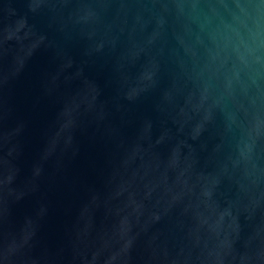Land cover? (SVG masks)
Returning a JSON list of instances; mask_svg holds the SVG:
<instances>
[{"label": "water", "instance_id": "water-1", "mask_svg": "<svg viewBox=\"0 0 264 264\" xmlns=\"http://www.w3.org/2000/svg\"><path fill=\"white\" fill-rule=\"evenodd\" d=\"M0 264H264V0H0Z\"/></svg>", "mask_w": 264, "mask_h": 264}]
</instances>
